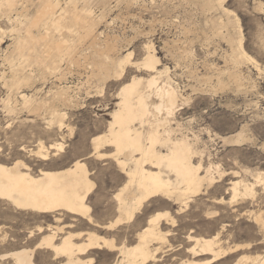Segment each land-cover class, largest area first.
Segmentation results:
<instances>
[{
  "label": "rangeland",
  "instance_id": "rangeland-1",
  "mask_svg": "<svg viewBox=\"0 0 264 264\" xmlns=\"http://www.w3.org/2000/svg\"><path fill=\"white\" fill-rule=\"evenodd\" d=\"M67 1L62 0L63 8L68 6ZM80 1L77 4L78 11L82 9L79 13L91 10L96 23V47L101 50L115 47L112 54L116 59H123L131 53V63L124 65L121 76L93 78V65L87 57L93 55L94 37H88L76 53V60L83 63L82 68L65 58L69 61L64 63L63 60L61 64L63 69L69 68L66 79L60 82L55 78L36 80L31 89L23 90L38 102L46 103L40 112L30 113L23 105L21 94L10 88L11 68L5 58L10 54L9 47L15 37L11 25L0 17V40L7 42L0 44V163L11 164L19 159L30 167L33 174H39L41 170H63L83 160L95 183L90 197L95 219L104 222L115 220L118 212L114 196L128 181L127 176L114 160L113 147L100 149L105 154L103 158L93 155V140L108 133L111 114L120 102L121 87L136 77L146 81L150 76H156L159 87L169 83L178 89L180 96L173 115L153 110L158 117L168 118L169 128L166 124L161 126L160 133L169 130L173 139L190 138L196 150L193 163L202 165V176L210 172L208 177H212V182L205 181L202 191L191 195L184 203L176 204L164 196L151 198L131 223L134 226L131 231H127L126 225L116 230L117 234L120 233L119 238L128 232L129 238L137 241V233L151 216L169 212L176 226L163 221L164 231L173 230L174 234L164 245L165 254L160 255L162 264H180V260L190 257L185 253L191 245L186 243L185 237L190 234L204 238L216 235L220 246L227 250L241 245L239 251L227 254L214 264H237L243 256L253 259L264 257V0H93L92 4ZM31 11L30 15L35 9ZM221 22L227 27L221 29L222 36H217L215 29ZM240 39L252 59L238 65L232 59L233 48ZM151 51L160 60L158 72L148 71L143 66ZM182 54H187V57L182 58ZM235 68L240 71L237 73L241 80L239 83L233 78ZM159 72L162 74H157ZM61 87H71L69 96L73 101L68 107L55 98V92ZM144 91L149 93L146 88ZM157 102L155 96L149 99L151 105ZM53 107L64 114L62 124L49 113ZM136 125L140 128L139 124ZM41 144L45 147L42 151L49 150L50 156L46 161L37 156ZM52 145L54 150L49 149ZM9 147L14 149L13 152ZM235 182L252 185L254 195L232 199V184ZM181 207L183 210L179 211ZM22 214L20 217L13 214L15 219H12L10 215L0 213V228L8 235L6 242H2L0 237L1 256L10 254L14 250L10 243L16 244L17 241L19 247L16 245V248L36 247L39 239L30 243V231H35L39 225H55L52 219H38L29 212ZM64 222L72 221L65 219ZM74 225L71 231L88 230L87 225ZM178 245L179 250L176 248ZM41 251L37 252V263L52 264L47 253ZM116 256L103 250L95 251L92 257L96 264H112ZM206 259L199 257L196 261ZM0 264H13V261L7 258L0 260ZM249 264L255 263L251 261Z\"/></svg>",
  "mask_w": 264,
  "mask_h": 264
},
{
  "label": "bare ground",
  "instance_id": "bare-ground-1",
  "mask_svg": "<svg viewBox=\"0 0 264 264\" xmlns=\"http://www.w3.org/2000/svg\"><path fill=\"white\" fill-rule=\"evenodd\" d=\"M79 1L69 0L67 1L68 6L63 8L62 0H0V17L11 25L14 33L12 34L15 37L12 46L9 47L10 54L5 58L11 68L10 88L13 92L21 94L23 105L30 113L40 112L45 108L46 103L45 101L38 102L33 96L23 93V90L31 89L36 80L55 78L56 81H62L66 79L69 74L66 70L68 71L69 68L66 66L67 68L63 69L61 64L63 60L64 63L69 61H65V58H69L73 65L75 63L82 68L83 63L80 65L78 59L76 60V53L84 39L95 36L96 23L92 18L91 10L84 9L86 11L79 13L82 10L78 11ZM84 1L89 4L93 0ZM221 6L223 7V5ZM32 8L35 11L30 15ZM224 27H227V24L221 22L216 27L215 34L222 36L221 29ZM67 35L71 38H67ZM96 46L98 43L94 37L93 55L87 57V60L91 61L90 64L93 65L92 77L107 79L114 75L121 76L124 72V65H127L128 62L131 63L132 54L130 53L123 59H116L117 57L114 58L112 54L116 51L115 47L108 46L101 50ZM235 47L232 59L235 64L239 65L244 60L252 59L244 50L242 39ZM153 52H149L144 59L143 66L148 71L155 72L160 60ZM183 57H187V54H182ZM235 72L236 74H231L236 83H239L241 80L238 72L240 71L237 72L236 69ZM157 74L161 75L162 72ZM144 88L148 89L149 93L145 92ZM69 89L58 88L55 92L58 103L64 106L71 104ZM152 96H155L159 101L158 104L151 105L149 103ZM119 97L120 102L117 104V109L111 114L112 122L108 133L97 136L93 140L95 143L93 155L103 158L105 154H102L100 149L104 146L113 147L115 149L112 154L115 157L113 159L117 161L123 174L127 176L128 181L114 196L118 217L111 222L95 219L93 204L90 201L95 183L91 178L92 173L83 160H78L63 170H41L39 174H33L30 167L19 159L11 164L0 163V206L2 208L0 213L6 216L10 215L13 217L12 219H15L13 214L20 217L23 215L22 213L29 212L38 219H52L55 223V225L49 224L47 227L39 225L37 229L34 228L35 231L29 230L30 243L39 239L34 248H16L18 242V235H16V244L10 243L14 250L8 255H0L1 261L11 258L13 264H38L37 252L42 250L51 258L52 264H96L95 258L92 257L94 252L107 250L109 253L117 255L112 264H162L163 259L160 255L165 254L163 252L166 248L164 245L167 243L168 237L174 234L173 230L164 231L163 221L167 225L176 226L175 220L172 219L169 212L156 213L151 216L146 226L137 233V241L131 240L128 232L119 238L120 233L117 234L116 230L126 225L127 231H131L134 227L131 226V223L151 198L164 196L176 204L184 203L190 199L191 195L202 191L205 181L212 182V177H208V173L210 176L208 171L205 176H202V165H194L193 156L196 155V150L191 145L190 138L173 139L169 130L168 132L165 130L166 136L165 132H163L164 134L160 133L161 126L166 124L165 126L169 128L168 118H160L153 112L173 115L180 97L178 89L176 90L169 83L159 87L156 76H150L146 81L136 77L121 87ZM56 108L53 107L49 113L56 119L55 121L62 124L64 114ZM136 124H139L140 128H137ZM40 146L39 152L36 150L37 156L46 161L50 156L49 150L42 151L45 147L42 144ZM53 146L49 149H53ZM58 146L62 148L61 144ZM10 149L13 152L14 149ZM23 156L21 155V157ZM24 159L26 160V158ZM232 185V199L240 195H244L242 197L254 195L252 185L243 182H235ZM180 209L182 207L179 208V211ZM65 219L72 222L65 223ZM74 224L87 225L88 230L85 232L71 231V228H75ZM262 225L264 228V222ZM24 230L26 231V229ZM0 237H2V242L8 240L7 232L3 231V228H0ZM204 237H196L192 234L185 237L186 243H191L185 249V253H188L190 257L180 260V264H214L227 254L241 249V245L228 250L224 249L221 247L222 245L220 246L216 235L211 238ZM21 243L23 244V242ZM17 247L19 246L17 245ZM171 250L169 251L171 252ZM199 257H207V259L196 261V258ZM251 261L255 264H264V257L259 256L253 259L243 256L237 264H249Z\"/></svg>",
  "mask_w": 264,
  "mask_h": 264
},
{
  "label": "snow or ice",
  "instance_id": "snow-or-ice-1",
  "mask_svg": "<svg viewBox=\"0 0 264 264\" xmlns=\"http://www.w3.org/2000/svg\"><path fill=\"white\" fill-rule=\"evenodd\" d=\"M0 43H7L6 41H0ZM89 151H91V149H89Z\"/></svg>",
  "mask_w": 264,
  "mask_h": 264
}]
</instances>
